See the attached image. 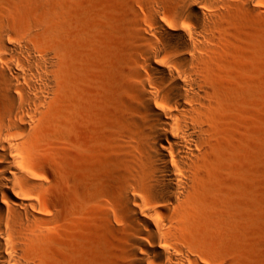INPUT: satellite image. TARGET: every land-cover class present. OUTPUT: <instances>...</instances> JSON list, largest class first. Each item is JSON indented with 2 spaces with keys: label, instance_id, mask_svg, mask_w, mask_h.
Listing matches in <instances>:
<instances>
[{
  "label": "bare ground",
  "instance_id": "obj_1",
  "mask_svg": "<svg viewBox=\"0 0 264 264\" xmlns=\"http://www.w3.org/2000/svg\"><path fill=\"white\" fill-rule=\"evenodd\" d=\"M67 1L82 4L0 0V264H75L67 241L76 234L115 243L113 264H244L240 249L258 220L249 180H234L240 126L228 115L243 92L237 67L252 74L250 96L264 99V36L254 31L257 72L242 50L243 22L262 26L264 0H117L133 45L112 54L105 81L88 52L67 67L44 42L68 25ZM85 14L74 22L86 46ZM52 119L48 141L41 130ZM39 144L56 174L38 163ZM52 182L59 208L45 199Z\"/></svg>",
  "mask_w": 264,
  "mask_h": 264
},
{
  "label": "rangeland",
  "instance_id": "obj_2",
  "mask_svg": "<svg viewBox=\"0 0 264 264\" xmlns=\"http://www.w3.org/2000/svg\"><path fill=\"white\" fill-rule=\"evenodd\" d=\"M67 2V10L71 15V18L68 20V25L60 36L44 39V42L50 45L47 47L51 51L67 55V62H69L67 67L74 54L88 52L91 55L89 61L90 66L93 68L92 70L96 78L105 81L107 79V74H110V67H112L110 61L112 54L119 53L122 47L126 48L129 46L130 42L132 43L128 37V29L115 18L118 7L117 0H82L80 6H75L69 1ZM138 8L139 7H137V9ZM83 11H85L86 14L85 12L83 13ZM138 12L140 21L143 22L144 13L142 9L139 8ZM77 14L86 15L83 17V19H86V23L89 27V36L86 46L82 40H77L76 42V31L82 32L83 30L75 26L74 17ZM243 26L246 29L245 31H247L245 35L249 36L247 38L248 44H246L242 50L249 54L248 65L254 68V73L258 71V67L256 66L255 60L250 57L252 53L251 46L254 44L255 40L254 31L264 36V22L261 27H254L252 20L248 18L243 22ZM249 33H251V35ZM5 40L11 48V52H19L24 47L23 43L15 38L13 32L9 31L8 34L5 35ZM262 57L264 59V52ZM237 65L240 66V62H238ZM237 75L240 76L237 82L239 85H243V92L234 100L232 109L230 110L231 112H229L228 115V117L232 119V122L235 123L234 120L236 119L240 126V131L237 129L238 137L236 140V147L232 151V155L234 156L232 169L234 171V180L236 183H242L247 179L249 180L253 214L258 220V222L252 224L253 227L249 232V240L244 242L241 246L239 259L244 264H264V99L261 105V102H259L255 96H250V92L247 90V87L251 86L250 79L252 78V74L250 72H241L240 68L237 67ZM244 87H246V89H244ZM98 91L101 92V94L98 93V95L102 96V90L98 89ZM54 110L55 112L61 110V112L67 116L71 114L69 104H64L62 106L55 104ZM67 120L69 124H71L70 118L67 117ZM235 128H238V126L236 125ZM56 130L57 124L55 120L52 119L44 125L41 134H43L42 136H45L48 141H52L54 137L49 133L54 134ZM46 131H48V134ZM46 147L47 146L44 144L37 145L34 151L35 157L39 160L38 163L40 166H48V164H50L52 173L56 174L57 171L54 168L56 161L55 157L52 153L48 152L49 148L46 150ZM41 153L44 154L41 155ZM54 184L53 182L51 183L53 187L45 195V199L49 201L52 208H59L63 201V197L61 196L60 189L55 187ZM64 191L65 194L68 195L69 192L67 189H64ZM86 242L80 234H76L73 239L67 241V247L72 248L74 251L73 257L75 258V264L114 263V254L117 250V245L115 243L106 242L102 239ZM81 243H84L86 247L89 248V253L84 262L75 255L76 250L80 251L81 248H83ZM51 244L56 245L57 243Z\"/></svg>",
  "mask_w": 264,
  "mask_h": 264
}]
</instances>
